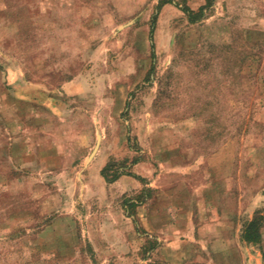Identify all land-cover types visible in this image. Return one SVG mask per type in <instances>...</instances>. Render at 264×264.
<instances>
[{
    "label": "rangeland",
    "instance_id": "obj_1",
    "mask_svg": "<svg viewBox=\"0 0 264 264\" xmlns=\"http://www.w3.org/2000/svg\"><path fill=\"white\" fill-rule=\"evenodd\" d=\"M0 264H264V0H0Z\"/></svg>",
    "mask_w": 264,
    "mask_h": 264
},
{
    "label": "crops",
    "instance_id": "obj_2",
    "mask_svg": "<svg viewBox=\"0 0 264 264\" xmlns=\"http://www.w3.org/2000/svg\"><path fill=\"white\" fill-rule=\"evenodd\" d=\"M106 165H107V162H101L98 167L95 166L96 168H94L95 171L100 173L101 177H102V172H103L104 168L106 167ZM138 167L139 166L135 167V169L133 171H135V173H138V175H139V174H141V172H140V169H138ZM131 181H132L131 177L123 176L110 185H113V186L117 185V184L122 185L123 183H130L131 184V183H133ZM105 184L107 187L109 186L108 181H106Z\"/></svg>",
    "mask_w": 264,
    "mask_h": 264
},
{
    "label": "trees",
    "instance_id": "obj_3",
    "mask_svg": "<svg viewBox=\"0 0 264 264\" xmlns=\"http://www.w3.org/2000/svg\"><path fill=\"white\" fill-rule=\"evenodd\" d=\"M106 169H107V166L104 168L102 174H104V173L106 174ZM105 174H104V175H105ZM105 176H106V175H105ZM109 182H110V181H109ZM254 224H255V223L252 222V223L249 225V228H252V227L254 226Z\"/></svg>",
    "mask_w": 264,
    "mask_h": 264
}]
</instances>
